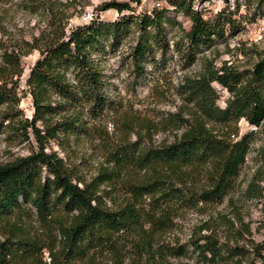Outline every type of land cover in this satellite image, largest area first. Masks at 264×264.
Wrapping results in <instances>:
<instances>
[{
  "label": "trees",
  "instance_id": "16d2710c",
  "mask_svg": "<svg viewBox=\"0 0 264 264\" xmlns=\"http://www.w3.org/2000/svg\"><path fill=\"white\" fill-rule=\"evenodd\" d=\"M223 1L225 5L209 16L195 8L193 0H166V5L137 13L125 1H111L103 8L126 12L112 20L92 17L68 33L58 23L48 36L43 33L10 46L0 43V133L34 141L28 154L0 163V264L34 262L43 247L51 264H97L102 252L121 264L120 243L125 238L134 237L135 245L149 252L178 204L220 200L249 150V134L233 140L229 135L236 131L230 127L242 117L256 125L264 119V52L246 74L222 64L197 76L186 75L181 90L187 106L191 104L188 116L178 111L159 121L134 114L124 117L118 137L103 143L106 163L88 178L55 149L45 148L51 140L63 149L71 136L108 134L97 127L110 99L92 56L102 39L117 41L134 34L129 55L142 71L154 50H169L165 24H177L180 35L172 41L174 50L190 61L197 48L222 37L232 24L229 0ZM243 1H255L256 7L264 3ZM239 5L234 0L236 9ZM177 14L187 18V26ZM33 49H39L40 56L25 79L33 105L27 117L18 106L17 88L21 57ZM213 81L229 93L223 106L217 102ZM157 124L182 129L170 141L147 143L143 135L150 136ZM133 130L137 136L130 140ZM200 175L205 179L198 183L193 176ZM33 214L45 224L44 237L30 231L23 220ZM202 238L195 248L213 261L220 254L219 242L210 233ZM263 244L253 245L248 264H255V257L264 264ZM176 247L170 249L172 254L184 252Z\"/></svg>",
  "mask_w": 264,
  "mask_h": 264
},
{
  "label": "rangeland",
  "instance_id": "374dc122",
  "mask_svg": "<svg viewBox=\"0 0 264 264\" xmlns=\"http://www.w3.org/2000/svg\"><path fill=\"white\" fill-rule=\"evenodd\" d=\"M111 1L127 2L134 13L167 4L166 0H0V43L10 46L23 39L41 37L43 33L48 36L58 23L68 33L71 28L87 23L92 17L112 20L126 12L119 13L114 7L104 9L103 5ZM239 2L237 9L234 0L228 2L227 9L232 11L233 19L232 24L226 26L224 35L214 38L209 45L197 48L190 61L174 50L172 41L180 35L177 24H165L169 50H154L143 64L142 71L135 67L129 55L134 34L123 35L117 41L102 39L92 56L99 64L104 89L110 99V106L97 120V127L100 133L107 130L108 134L100 137L98 132L93 131L91 136H71L64 140L63 149L51 140L45 149H55L88 178L100 163H106L103 143L111 137H118L124 117L134 114L159 121L170 112L178 111L188 116L187 107L191 104L187 106L181 90L186 75L197 76L212 66L222 64L242 74L248 73L264 52V3L256 7L255 1ZM224 5L223 0H193V6L204 16L214 14ZM170 14L173 12L170 11ZM177 17L183 25H188L186 17L181 14ZM38 56L39 49H33L21 57L23 71L18 78V106L23 116L27 117L31 116L33 105L25 79ZM212 84L219 95L217 102L223 106L229 93L218 82L213 81ZM215 128L225 131L222 126ZM230 128L236 131L229 135L233 140L243 133L249 134V150L220 200L199 202L196 206L178 204L169 214L167 224L157 233L149 252L135 245L134 237L125 238L120 243L121 264H248L253 256V245L264 242V119L256 125L242 117ZM181 129L163 128L157 124L150 131V136L143 137L147 143L157 144L172 140ZM136 136L134 130L128 134L130 140ZM33 143V140L6 138L0 133V163L28 154ZM193 177H196L195 181L198 179V183L205 179L201 175ZM23 220L30 231L44 237L45 224L35 214ZM209 233L216 237L220 245V254L213 261L203 258L195 248V241H203L202 236ZM177 245L184 252L172 254L170 249H175ZM261 253L264 256V244ZM112 258L110 253L102 252L97 256V264H114ZM50 260L47 247H43L41 257L26 264H51ZM254 263L263 264L258 257L254 258Z\"/></svg>",
  "mask_w": 264,
  "mask_h": 264
}]
</instances>
